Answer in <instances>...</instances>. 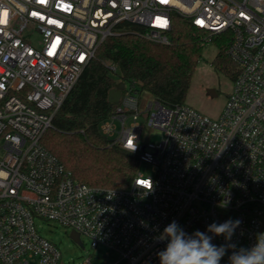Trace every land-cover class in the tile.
<instances>
[{
    "label": "built area",
    "instance_id": "2783aa9c",
    "mask_svg": "<svg viewBox=\"0 0 264 264\" xmlns=\"http://www.w3.org/2000/svg\"><path fill=\"white\" fill-rule=\"evenodd\" d=\"M176 16L204 45L225 38L238 74L221 114L155 97L141 108L139 83L124 81L99 131L152 174L125 188L77 180L42 143L57 112L108 37L132 24L172 44ZM146 126L159 141L142 142ZM36 218L107 249L82 264H160L158 237L172 221L191 234L239 219L232 242L250 248L264 233V0H0V264H65Z\"/></svg>",
    "mask_w": 264,
    "mask_h": 264
},
{
    "label": "trees",
    "instance_id": "16d2710c",
    "mask_svg": "<svg viewBox=\"0 0 264 264\" xmlns=\"http://www.w3.org/2000/svg\"><path fill=\"white\" fill-rule=\"evenodd\" d=\"M142 33L141 26L127 24L125 31L100 45L42 138L65 168L90 186L125 188L139 171V156L110 146L99 131L117 106L109 101L117 83L136 80L162 104H184L202 59L203 35L182 17H175L172 44L153 42ZM214 40L219 51L213 65L234 80L237 66L226 54L225 38ZM111 64L118 71H112Z\"/></svg>",
    "mask_w": 264,
    "mask_h": 264
},
{
    "label": "rangeland",
    "instance_id": "374dc122",
    "mask_svg": "<svg viewBox=\"0 0 264 264\" xmlns=\"http://www.w3.org/2000/svg\"><path fill=\"white\" fill-rule=\"evenodd\" d=\"M214 39L204 46L202 59L198 64L185 104L211 118H218L233 89L234 82L226 73L217 70L213 65L219 51ZM209 89H215L217 94H210ZM140 97V106L145 108L154 96L151 92L143 90ZM159 134L156 129L146 126L142 142H157L160 140ZM152 169L153 165L145 161L139 165V171L144 175L152 174ZM35 222L40 234L57 245L62 262L65 264H82L87 257H92L95 261L96 256L100 262L107 251L105 247L98 250L92 248L90 240L85 236H82L84 245L77 243L71 237L72 230L56 221L36 218Z\"/></svg>",
    "mask_w": 264,
    "mask_h": 264
},
{
    "label": "clouds",
    "instance_id": "9594fccd",
    "mask_svg": "<svg viewBox=\"0 0 264 264\" xmlns=\"http://www.w3.org/2000/svg\"><path fill=\"white\" fill-rule=\"evenodd\" d=\"M135 149L136 145L131 151ZM241 223L239 219L213 222L206 231L196 230L189 234L176 221H172L158 237L160 241H166V247L157 253L160 264H220L230 250L228 264H264V233L257 235L256 242L250 248L238 247L232 242ZM214 236H223L225 243L219 246L214 244Z\"/></svg>",
    "mask_w": 264,
    "mask_h": 264
},
{
    "label": "water",
    "instance_id": "95a60500",
    "mask_svg": "<svg viewBox=\"0 0 264 264\" xmlns=\"http://www.w3.org/2000/svg\"><path fill=\"white\" fill-rule=\"evenodd\" d=\"M124 81H120L117 83V85L110 91L109 93V101L111 103H118L121 97V91L122 89H124ZM210 94L212 95H216V91L215 89H209L208 90ZM71 237L74 239V241H76L77 243L82 244L81 239H80V235L75 232L72 231L71 232Z\"/></svg>",
    "mask_w": 264,
    "mask_h": 264
},
{
    "label": "snow or ice",
    "instance_id": "6c2138e0",
    "mask_svg": "<svg viewBox=\"0 0 264 264\" xmlns=\"http://www.w3.org/2000/svg\"><path fill=\"white\" fill-rule=\"evenodd\" d=\"M129 143L131 144L132 142H131V141H129Z\"/></svg>",
    "mask_w": 264,
    "mask_h": 264
}]
</instances>
